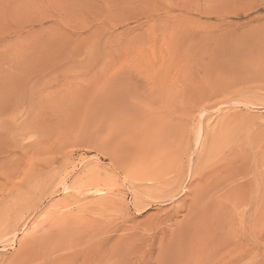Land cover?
<instances>
[{"label":"rangeland","instance_id":"374dc122","mask_svg":"<svg viewBox=\"0 0 264 264\" xmlns=\"http://www.w3.org/2000/svg\"><path fill=\"white\" fill-rule=\"evenodd\" d=\"M0 264H264V0H0Z\"/></svg>","mask_w":264,"mask_h":264},{"label":"bare ground","instance_id":"6f19581e","mask_svg":"<svg viewBox=\"0 0 264 264\" xmlns=\"http://www.w3.org/2000/svg\"><path fill=\"white\" fill-rule=\"evenodd\" d=\"M119 161V160H118ZM263 169V168H262ZM258 194V193H257ZM259 198V197H258ZM258 201V200H257ZM249 206H251V204L249 205ZM256 213V212H255ZM197 224H200V222L199 221H197L196 222ZM251 239V238H250ZM253 242V241H252Z\"/></svg>","mask_w":264,"mask_h":264}]
</instances>
